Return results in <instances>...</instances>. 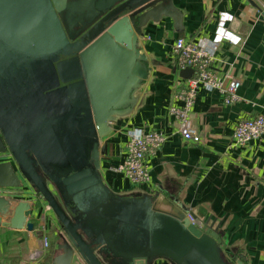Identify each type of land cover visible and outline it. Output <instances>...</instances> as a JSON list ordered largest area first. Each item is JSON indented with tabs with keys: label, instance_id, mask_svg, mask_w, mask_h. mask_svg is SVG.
Wrapping results in <instances>:
<instances>
[{
	"label": "water",
	"instance_id": "water-1",
	"mask_svg": "<svg viewBox=\"0 0 264 264\" xmlns=\"http://www.w3.org/2000/svg\"><path fill=\"white\" fill-rule=\"evenodd\" d=\"M174 0H0V188L24 184L60 227L55 264H244L218 227L162 193L120 195L100 156L158 67L148 25L186 31ZM182 79L190 69L179 71ZM34 203L0 196V226L31 232Z\"/></svg>",
	"mask_w": 264,
	"mask_h": 264
},
{
	"label": "crops",
	"instance_id": "crops-1",
	"mask_svg": "<svg viewBox=\"0 0 264 264\" xmlns=\"http://www.w3.org/2000/svg\"><path fill=\"white\" fill-rule=\"evenodd\" d=\"M174 4L185 14L186 31L176 33L168 19L146 27L141 52L158 67L151 69L136 109L113 124L100 156V174L117 194L162 193L200 220L210 218L226 256L242 258L244 264H264V138L243 147L232 144L240 120L264 117V1L174 0ZM221 32L233 41L219 39ZM179 37L209 52L211 70L219 79L227 74L240 81L238 99L231 104H225L216 90L198 89L190 125L199 143L182 140L169 112L171 106H181L175 95L184 79L172 54ZM128 128L165 138L161 148L145 159L149 180L144 184H132L114 171L123 160ZM8 199L36 201L29 219L34 229L0 226V264H55L61 240L53 213L40 214L45 202L27 184ZM153 264L171 263L156 259Z\"/></svg>",
	"mask_w": 264,
	"mask_h": 264
},
{
	"label": "built area",
	"instance_id": "built-area-1",
	"mask_svg": "<svg viewBox=\"0 0 264 264\" xmlns=\"http://www.w3.org/2000/svg\"><path fill=\"white\" fill-rule=\"evenodd\" d=\"M218 37L229 43L233 41L232 36L228 33L221 32ZM172 54L176 57L175 68L178 71L190 69L192 76L185 79L183 85L176 92L175 98L181 102V106H171L169 112L176 121L177 132L182 140L199 143L200 138L193 133L190 125V113L198 89L216 90L223 96L225 104H231L238 99L237 91L240 87V81L227 74L219 79L211 70L212 56L209 52L203 46L188 42L182 37L175 40ZM125 135L123 160L114 168V171L132 184H144L149 180L145 159L161 148L165 138L156 132L141 133L130 128L125 130ZM262 138H264V117L259 115L240 120L237 123L232 135V144L236 147H243ZM6 158L11 157L0 154V162H4ZM15 190L0 188V196L10 198L14 195ZM32 202L34 205L36 204L35 200ZM48 211L51 210L45 203L40 214ZM40 217L41 220L44 219V215ZM42 227L44 228V226ZM42 242L44 248H47V238H43Z\"/></svg>",
	"mask_w": 264,
	"mask_h": 264
},
{
	"label": "flooded vegetation",
	"instance_id": "flooded-vegetation-1",
	"mask_svg": "<svg viewBox=\"0 0 264 264\" xmlns=\"http://www.w3.org/2000/svg\"><path fill=\"white\" fill-rule=\"evenodd\" d=\"M6 155L9 156V153H6ZM11 160H12V159H11ZM11 160H10V158H6V159L4 160V162H9V161L11 162Z\"/></svg>",
	"mask_w": 264,
	"mask_h": 264
},
{
	"label": "rangeland",
	"instance_id": "rangeland-1",
	"mask_svg": "<svg viewBox=\"0 0 264 264\" xmlns=\"http://www.w3.org/2000/svg\"><path fill=\"white\" fill-rule=\"evenodd\" d=\"M10 160H11V158H10ZM12 161V160H11Z\"/></svg>",
	"mask_w": 264,
	"mask_h": 264
}]
</instances>
